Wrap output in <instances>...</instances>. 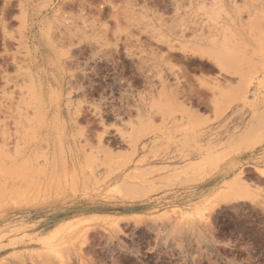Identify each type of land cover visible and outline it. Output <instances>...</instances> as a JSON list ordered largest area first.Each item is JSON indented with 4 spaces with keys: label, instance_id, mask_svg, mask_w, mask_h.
Returning <instances> with one entry per match:
<instances>
[{
    "label": "rangeland",
    "instance_id": "374dc122",
    "mask_svg": "<svg viewBox=\"0 0 264 264\" xmlns=\"http://www.w3.org/2000/svg\"><path fill=\"white\" fill-rule=\"evenodd\" d=\"M66 1L0 0V264H264V118L238 95L264 74V0ZM32 7L43 38L68 18L87 39L34 65ZM181 129L238 143L176 176ZM234 156L237 194L211 199Z\"/></svg>",
    "mask_w": 264,
    "mask_h": 264
},
{
    "label": "bare ground",
    "instance_id": "6f19581e",
    "mask_svg": "<svg viewBox=\"0 0 264 264\" xmlns=\"http://www.w3.org/2000/svg\"><path fill=\"white\" fill-rule=\"evenodd\" d=\"M152 1V0H151ZM214 3H213V8H220V10H226V11H229L228 9L225 8V5L223 6V3H222V0H213ZM75 2H79L78 7L79 9H81L82 11L86 10L84 9L85 7H87V9L91 10L92 8H90V6H85V4H89L88 2H83L82 0H67L64 5L66 4L67 6H74ZM127 4V3H126ZM76 5V4H75ZM92 5V4H91ZM186 5V4H185ZM62 6V5H61ZM155 6V5H154ZM63 8V6H62ZM84 9V10H83ZM128 9V8H127ZM212 9V8H211ZM51 11V9L49 8H45L44 11ZM89 10V11H90ZM103 7H97V9L95 11L101 13V11H103ZM52 11H61V8L60 9H56V10H52ZM27 12H30V20L33 21L32 23V32L31 34H29V40L31 41L32 44H34L35 48L38 49V47H41V56L39 57V61L35 62L34 65H37L39 64V66L43 65V60H48L51 55H54L55 53V49L57 46L59 47H65V45H67L68 47V50H69V47H72V46H76V47H80L83 42L85 41V39H87V36L82 33V32H78L77 33V29L76 27H74V22L73 19H68V18H65L64 21L67 22L65 25V31L61 32L59 31V34H58V40H57V43L55 44L54 41H53V37L51 36H45L44 38L39 35V32H40V29H38L39 27L38 26H41V24L45 23L47 20V18L45 16H43L41 10L37 7H32L31 9H29V11ZM54 17H58V14L55 13L53 15ZM235 22V21H233ZM62 24V25H63ZM41 43V45H40ZM33 46V47H34ZM79 51H81V49H79ZM60 53V52H58ZM169 53V52H168ZM67 54V53H66ZM261 54V53H260ZM263 54V53H262ZM170 55V54H169ZM264 56V54H263ZM38 59V58H37ZM51 59V58H50ZM227 72V71H226ZM235 74V73H234ZM264 76V74L262 75V73H259L258 76H255V78H249L246 76L245 79L247 78V80H242L243 82L240 84L239 87L240 88V92L238 91V93H236V97L238 95H242L244 96V100L241 99V106H243V108H248L250 109L251 111V120H252V123H251V127H253L254 125V120H256L255 123H258L257 125H259L260 123V120H263L264 118V112L261 110V113L260 112H256L259 107L260 108H263L264 107V98H263V93H262V88L261 87H258L257 86V82L260 77ZM226 79V78H225ZM244 79V78H243ZM230 80V79H229ZM232 81V80H231ZM230 81V82H231ZM187 83V82H186ZM223 84V82H222ZM181 88V87H180ZM226 88V87H225ZM229 87H227L228 89ZM238 88V86H237ZM189 89V88H188ZM232 89V88H231ZM242 93V94H241ZM238 94V95H237ZM194 95V94H193ZM187 96V95H186ZM232 96V95H231ZM174 97V96H173ZM190 97V96H188ZM242 97V96H241ZM239 97V99L241 98ZM216 99V98H215ZM231 99V97H230ZM238 99V98H237ZM189 100V99H188ZM236 100V99H235ZM226 101V100H225ZM229 101V100H228ZM232 101V100H231ZM197 103V102H196ZM225 104V103H224ZM229 104H230V101H229ZM182 105V104H181ZM200 105V104H199ZM207 105V104H206ZM229 106V105H228ZM227 106V107H228ZM178 107V106H177ZM206 107V106H205ZM264 109V108H263ZM222 110V109H221ZM186 111V110H185ZM220 111V110H219ZM223 112V111H222ZM263 112V113H262ZM260 114H263L262 116ZM210 117V116H209ZM216 117V116H215ZM27 119V118H26ZM263 122V121H262ZM250 124V123H249ZM261 124V123H260ZM28 125V124H27ZM263 124H261L262 126ZM260 127V126H259ZM257 126H255L253 129H256ZM252 129V131H254ZM202 130V129H200ZM235 130V129H234ZM257 130V129H256ZM255 130V131H256ZM261 131V130H259ZM192 133V132H191ZM233 133V132H231ZM251 133V132H250ZM259 133V132H258ZM263 133V132H262ZM184 134H185V130L181 129V130H178V131H173V172L176 173V176H180L181 173L183 172H189V171H194L196 172L198 175L201 173V171L206 168V166L209 165L210 161V158H211V155L213 152H216V150H221L222 151V148L226 147V145L228 146L227 148L231 150V147L233 148L236 144L238 143L237 141H234V136L232 137H228L226 136L225 134H219V133H216V134H212L210 135L207 139L203 140L202 143L201 142H188L186 144H182V141L181 138L184 137ZM197 133L196 131H193V133L190 135V140L193 139L194 136H196ZM228 135V134H227ZM236 135V134H235ZM3 136V135H1ZM4 136H6L4 134ZM8 136V135H7ZM242 137V136H241ZM184 139V138H182ZM53 143V142H52ZM127 146V145H126ZM241 146V145H240ZM239 145L237 147H240ZM148 147V146H147ZM214 147V148H213ZM236 147V146H235ZM227 149V150H228ZM8 150V149H7ZM16 150V149H15ZM220 151V152H221ZM44 152V151H43ZM223 152V155L220 156V157H216L215 160L218 161V165L220 164H224L223 162H225L226 160L225 157H224V154L225 156L229 153V155L231 154V152H225V151H222ZM221 152V153H222ZM235 151H233L234 153ZM4 155V152H2ZM42 153V152H41ZM149 153V151H148ZM153 153V152H151ZM232 153V154H233ZM5 154L7 155L8 154V151L5 152ZM10 154V153H9ZM38 154V153H37ZM219 154V153H217ZM235 154V153H234ZM220 155V154H219ZM231 157V156H230ZM228 159V158H227ZM35 160V159H34ZM175 160V161H174ZM224 160V161H223ZM223 161V162H222ZM34 162V161H33ZM1 163V162H0ZM12 164V163H11ZM167 164V163H166ZM166 164H164L166 166ZM15 165V164H14ZM35 165V163H34ZM161 165V164H160ZM16 166V165H15ZM36 166V165H35ZM158 166V165H157ZM2 167V166H1ZM0 167V168H1ZM8 167V166H7ZM13 167V166H12ZM233 167V166H232ZM232 167H229V166H226L223 167L221 173L219 176H217L218 179L214 180L215 182L217 183H222V179H225L226 175H228L230 169ZM18 168V167H17ZM33 168V167H32ZM35 168V167H34ZM160 168V167H159ZM158 168V170H159ZM4 169V168H3ZM44 169V168H43ZM161 169V168H160ZM157 170V168H156ZM160 171V170H159ZM261 171V170H260ZM259 171V172H260ZM262 173V172H261ZM264 174V173H263ZM148 175V174H147ZM18 176V175H17ZM239 175L238 174H235L231 180H228V181H225L224 184L225 185H230V189L227 190L229 191L228 193L224 194L223 195V192L226 191H222V194H221V191L220 193H213L211 199H220V198H227V196H230V197H233L234 195L237 194L236 190H239L237 188L239 187H236L235 184H238L239 182ZM257 178V177H256ZM243 180V179H241ZM244 181V180H243ZM258 181V180H257ZM50 182V181H49ZM64 182V181H63ZM238 182V183H237ZM75 183V182H74ZM56 184V183H55ZM67 184V183H66ZM50 185V183L48 184ZM73 185V184H72ZM58 186V184H57ZM55 186V190H56V187ZM61 187V186H60ZM37 189V188H36ZM35 189V190H36ZM39 189V188H38ZM43 189V188H42ZM32 191V190H31ZM30 191V192H31ZM38 191V190H37ZM35 191L34 194L37 192ZM49 191V190H48ZM226 191V192H227ZM39 192V191H38ZM24 193V192H23ZM42 193V192H41ZM248 193V192H247ZM32 194V195H34ZM44 194V193H43ZM43 194L41 196H43ZM241 194V193H240ZM38 195V193L36 194ZM35 195V196H36ZM49 195V194H47ZM220 195V196H219ZM243 195V194H242ZM34 196V198H35ZM27 197V196H26ZM56 197V196H55ZM228 197V198H230ZM239 197L241 198V196L239 195ZM238 197V198H239ZM244 197V196H243ZM37 198V197H36ZM20 199V198H19ZM26 199V198H25ZM43 199V198H40V200ZM138 199V198H137ZM233 199H236V198H233ZM239 200V199H238Z\"/></svg>",
    "mask_w": 264,
    "mask_h": 264
},
{
    "label": "crops",
    "instance_id": "0c3cea01",
    "mask_svg": "<svg viewBox=\"0 0 264 264\" xmlns=\"http://www.w3.org/2000/svg\"><path fill=\"white\" fill-rule=\"evenodd\" d=\"M231 160H232L231 166H233V167L230 169L228 175L225 176L226 178L225 179H222V183L215 182L214 181V178H213V181L210 182V183H212L214 185L212 187V190H215V191L220 190L218 187L221 186V184H224L225 181L230 180L234 176L233 175V172L235 171V169L237 168V166L239 165V163H241V160L239 158H237L236 156H234ZM236 174H238V173H236Z\"/></svg>",
    "mask_w": 264,
    "mask_h": 264
}]
</instances>
